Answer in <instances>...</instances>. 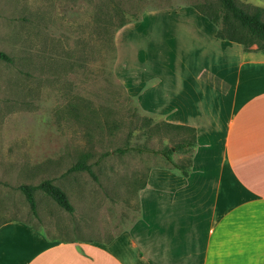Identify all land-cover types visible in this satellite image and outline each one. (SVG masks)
Returning <instances> with one entry per match:
<instances>
[{"label":"rangeland","instance_id":"rangeland-1","mask_svg":"<svg viewBox=\"0 0 264 264\" xmlns=\"http://www.w3.org/2000/svg\"><path fill=\"white\" fill-rule=\"evenodd\" d=\"M210 3L219 6L217 0H0V51L10 59H0V223L19 220L53 240L107 241L138 218L146 172L169 164L149 152L114 150H161L188 134L144 113L131 96L132 81L153 73L164 78L170 60L178 79L179 43L168 44L162 32L172 28L177 42L189 35L184 20L166 11ZM80 160L92 174L68 171ZM45 179L66 193L72 213L41 190L31 212L17 187Z\"/></svg>","mask_w":264,"mask_h":264},{"label":"crops","instance_id":"crops-1","mask_svg":"<svg viewBox=\"0 0 264 264\" xmlns=\"http://www.w3.org/2000/svg\"><path fill=\"white\" fill-rule=\"evenodd\" d=\"M166 12L189 35L177 42L171 27L162 32L179 43L178 79L167 61L164 78H134L131 96L144 113L195 129L192 154L171 155L190 159L187 175L169 163L150 167L138 218L107 241L53 240L4 221L0 264H264V49L216 38L192 6Z\"/></svg>","mask_w":264,"mask_h":264},{"label":"trees","instance_id":"trees-1","mask_svg":"<svg viewBox=\"0 0 264 264\" xmlns=\"http://www.w3.org/2000/svg\"><path fill=\"white\" fill-rule=\"evenodd\" d=\"M219 6L213 3L206 5L192 6L198 13L206 17L216 27L215 37L221 40H227L242 45L244 51H250L252 46L255 49H264V7L261 6H242L237 0H217ZM0 59L10 61L8 56L0 51ZM163 125L168 129L178 130L188 134L187 139L172 147H165L161 150H149L141 147H124L116 148L114 151L124 154L127 151L149 152L154 155L162 156L174 169L179 170L182 175L186 176L190 159L186 162L177 164L173 162L171 155L175 151L191 152L195 147V129L164 122ZM87 171L92 174L91 166L84 160H80L72 165L68 171ZM20 190L33 214L36 213V204L34 192L41 190L49 196L60 208L68 213H72L74 208L70 203L66 193L58 186L54 185L51 180L45 179L37 185H19Z\"/></svg>","mask_w":264,"mask_h":264}]
</instances>
